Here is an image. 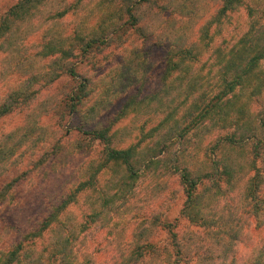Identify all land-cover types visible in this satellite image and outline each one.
<instances>
[{
  "label": "trees",
  "instance_id": "obj_1",
  "mask_svg": "<svg viewBox=\"0 0 264 264\" xmlns=\"http://www.w3.org/2000/svg\"><path fill=\"white\" fill-rule=\"evenodd\" d=\"M46 1L20 0L0 15V52L6 54L8 59L17 61L28 75L20 88L13 89L0 104V120L16 112L32 110L26 114L27 120L22 127L0 140V172H6L9 165H13L21 148L28 145L34 149L44 141L46 130L38 123L42 114L58 113L59 106L50 105L52 108L47 110L49 103L36 108L32 106L37 93L31 91V86L36 83V75L40 73L34 75L32 73L36 72L30 73L27 69L33 70L32 63L39 57L54 59L50 65L54 70L46 74L47 85L63 76L76 81L62 104L70 115L79 116V131L91 137L92 141L103 143L105 148L100 159L92 165L93 168L85 170L87 178L79 183L74 192H66L61 197V205L47 216L41 227L27 230L20 234L18 240L0 249V264H96L93 257L82 255L83 250L77 248L80 234L90 225L111 228L112 213L119 215L118 203L122 201L125 205L129 202L134 193L129 191L134 190L142 171H167L171 175H178L186 196L182 215L208 230L218 229L212 231L210 239L214 245L221 246L226 255L237 245L233 246L242 234L244 223H237L240 220L227 206L215 220L216 216L212 215L215 211L212 205L214 201L218 203L235 195L245 215L254 219L258 230H263L264 107L257 115L250 112V108L252 102H260V97L264 95V0H213L217 2L208 19L204 15L212 8V0L187 4L183 0H168L166 4H159L156 0H104V7L109 12L115 8V13L112 11V15H107V19L99 24L98 30L90 33L89 40L82 45L81 54H76L72 47H66V40L52 37L42 44L41 52L28 55L26 43L33 33L29 25ZM64 14L66 12L60 15ZM235 14L244 15L245 26L236 27L231 32L223 31L226 21ZM147 15H152L156 29H161L159 36H154L150 27L144 28ZM201 18L205 21L196 33L194 26ZM128 29L135 30L144 39L156 37L162 46L168 47L164 85L152 101L168 107L172 102L179 103L162 122L166 128L162 132L155 129L159 134L148 148L131 146L118 149L112 146L115 135L111 133V127L102 128L96 122L104 107L110 104L108 100L93 104L85 113H80L87 103L85 101L91 98L93 89L87 78H79L77 65L71 61L79 57L89 59L95 50L110 46L113 37ZM109 34H113V37L109 38ZM80 39L84 43V39ZM115 39L120 41L121 37L118 35ZM147 63V55L142 52H133L125 57L117 71L103 78L107 91L116 94L120 87L124 91L133 81L139 80L138 77H142ZM182 98L185 101H179ZM130 106L126 104L121 116L127 115ZM134 109L137 110V107L134 106ZM216 131L224 132V135L219 133L210 144L209 150L215 157L211 167H199L194 171L184 165L180 168L179 157L184 154L181 151L175 157V168H168L172 163L168 160L169 152L176 143L182 145L193 138L201 142V139ZM171 138L175 139L173 143ZM248 153L251 160L247 158ZM258 162L263 164L262 168L258 167ZM103 172H111L109 184L96 189L94 183ZM244 178V191L235 192ZM19 181L1 188V203L8 201V190H12ZM114 189L115 192H110ZM90 191L92 194L87 195ZM81 196H86L90 213L83 216L84 222L76 224L65 213L69 207L78 204ZM147 220L150 223L156 221ZM145 221L144 218L140 224L143 225ZM157 221L159 228L166 230L172 240L177 241L172 224L161 222L160 218ZM252 225H247V229ZM47 235L50 236L49 242L41 247ZM140 235V238H144L146 230ZM150 248H154V245L146 242L143 248L138 249L140 252L132 249L113 264H145L147 259H151L146 254ZM176 248L173 264L185 263L182 259L183 248L179 244ZM256 248L249 259L252 264H264V244ZM154 261V264H167L166 260L160 258Z\"/></svg>",
  "mask_w": 264,
  "mask_h": 264
},
{
  "label": "rangeland",
  "instance_id": "obj_2",
  "mask_svg": "<svg viewBox=\"0 0 264 264\" xmlns=\"http://www.w3.org/2000/svg\"><path fill=\"white\" fill-rule=\"evenodd\" d=\"M18 1L20 0H0V15L7 12ZM156 1L159 4H166L168 0ZM183 1L187 4L197 0ZM103 2L104 0H47L29 25V30L33 33L26 43L28 55L41 52L42 44L52 37L66 40V47H72L76 54H81L82 45L89 40L90 33L98 30L99 24L107 19V15H110L112 11L115 13V8L109 12ZM216 2L212 0L210 3L212 8L205 13V19L212 15ZM64 12L66 14L62 16ZM147 17L144 28L150 27L154 36H159L161 29H156L153 16L147 15ZM167 17L163 19L167 20ZM172 18L176 19L173 16ZM205 19L201 18L200 22L194 26L196 33ZM244 21L243 14L231 15L223 26V31L226 29L231 32L236 27L243 28ZM214 32L213 28L212 33ZM118 35L121 37L120 41L115 39ZM118 35L113 37V34H109V38L113 37L111 45L95 50L89 59L82 60L81 57L71 59L77 65L79 78H87L93 89L91 98L85 101L87 103L81 108L80 113H85L93 104L108 100L110 104L104 107L105 110L101 112L96 122L102 128L111 127V133L115 135L112 146L118 149L131 146H140L139 148L147 146L148 148L159 132L166 128L163 123L168 113L179 105L178 101L172 102L170 107L152 101L164 85L168 47L162 46L156 37L148 39L140 37L133 29L120 31ZM81 37L84 43L81 42ZM133 52H142L147 55L146 72L142 74V77H138L139 80L133 81L129 87L124 88V91L120 87L119 92L111 94L107 91L103 78L117 71L123 65V59ZM53 61V58L39 57L32 63L34 69H27L30 73L36 72L32 73L34 75L40 73L36 75V83L31 86V91L35 90L37 93L32 106L36 108L49 103L47 110L52 108L50 105L59 107L57 114H42L38 120L39 125L46 130L44 141L38 143L34 149L28 145L21 148L17 152L13 165L10 164L6 172H0V190L5 184L20 179L12 190H8L9 202L1 203L0 201V249L18 240L21 237L20 234H24L27 230L41 227L47 216L61 205V197L66 195V192H74L79 183L87 178L88 174H85V170L91 169L92 165L100 159L105 148L103 143L92 141L91 137L79 131L81 127L79 116L70 115L69 110L62 104L70 95L76 81L63 76L51 85L46 84L47 72L54 70L50 67ZM24 71L17 61L8 59L6 54L0 52V104L13 89H19V86L27 80L28 75ZM179 101L185 100L182 98ZM128 103L131 106L127 115L123 117L122 111ZM263 107L264 95L260 97V102H252L250 112L257 115ZM31 111L16 112L1 119L0 140L4 135L22 127L27 120L26 114ZM155 129H159V132H155ZM219 133L216 131L214 134L207 135L201 139V142L193 138L182 145L176 143L169 152L168 160L172 163L168 165V168L171 166L175 168V157L181 151L184 154L183 157H179L180 168L184 165L190 171H194L199 167H211L215 157L211 154L209 147ZM220 134L224 135V132ZM174 140L171 138V143ZM247 158L248 160L252 158L249 157V153ZM257 164L262 168L261 162ZM110 178L111 172H103L99 180L94 183L96 189L107 186ZM245 184L244 178L235 192H243ZM182 187L178 175H171L167 171L153 170L145 173L142 171L134 190L129 191L134 192L129 202L125 205L122 201L118 203L119 215L112 213L111 228H103L101 225L86 227V230L80 234L77 248L83 250L82 255L88 254L93 257L96 264H113L132 249L140 252L138 249L143 248L146 242L153 244L154 248H150L146 253L151 259H147L145 264H154V260L159 258L166 260L167 264H173L178 244L180 248H183L182 259L186 261L183 264H252L249 257L252 251L257 250V246L264 244V228L257 229L254 219L245 215L236 196L232 195L218 203L214 201L212 204L215 209L212 212V215L216 216L215 220H218L217 218L221 216L219 212L227 206L232 209L237 220H240L237 223L240 225L244 223L242 234L233 246L237 245L226 255L222 247L214 245L210 239L211 234L218 229L208 230L200 224L190 222L182 215L186 200ZM91 192L87 195H91ZM110 192H115V189ZM87 207L86 196H81L78 204L69 207L65 215L69 217V220L71 216L76 224H80L84 222L83 216L90 213ZM144 218L146 221L142 225L140 221ZM147 218L150 221L153 219L156 221L150 223ZM159 218L161 222L172 224L177 241L172 240L171 234L166 230L159 228L157 221ZM218 223L217 221V225ZM247 225L252 226L247 229ZM145 230L146 236L140 238L139 236H142L140 234ZM49 239L50 236L47 235L43 244L40 242L41 247L44 243H48Z\"/></svg>",
  "mask_w": 264,
  "mask_h": 264
}]
</instances>
